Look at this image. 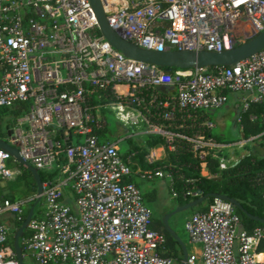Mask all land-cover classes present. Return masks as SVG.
<instances>
[{
  "label": "built area",
  "instance_id": "2783aa9c",
  "mask_svg": "<svg viewBox=\"0 0 264 264\" xmlns=\"http://www.w3.org/2000/svg\"><path fill=\"white\" fill-rule=\"evenodd\" d=\"M101 2L110 28L147 50L221 52L243 43L248 33L264 31V0ZM226 92L248 94L237 105L242 112L252 103L264 109V49L213 73L165 69L114 49L100 33L89 0H0V107L29 103L0 139L36 170H54L63 155L68 171L62 182L43 183L45 210L31 218L29 234L21 238L23 260L29 255L31 264H174L160 254L166 239L152 228V212L128 180L132 170L118 141L99 140L96 131L107 125L102 109L114 112L123 126L163 138L167 155L191 153L200 172L208 170L212 152L222 153L224 169L234 162L223 156L232 145L207 136L215 126L204 113L224 106ZM257 137L240 141L247 145ZM11 160L17 162L0 149V182L14 178ZM142 177L172 182L161 168ZM68 183L72 207L63 200ZM24 205L0 200V264H20L9 219L21 224ZM234 208L214 198L205 212L186 220L189 242L200 250L199 256L187 255L186 264H264L256 252L264 223L239 230Z\"/></svg>",
  "mask_w": 264,
  "mask_h": 264
},
{
  "label": "trees",
  "instance_id": "16d2710c",
  "mask_svg": "<svg viewBox=\"0 0 264 264\" xmlns=\"http://www.w3.org/2000/svg\"><path fill=\"white\" fill-rule=\"evenodd\" d=\"M216 70L217 67L207 68V71L210 73H213ZM28 109L29 103H16L10 107H0V138H2V136H7V131L11 127V125L17 122L18 119L22 118L28 112ZM110 111V109H102V114L106 118V120L107 114ZM263 114V107L261 105L253 103L245 112L238 110V116L240 117L241 122L237 126L240 128V132L239 138H237L236 140H232L230 138H226L225 136L217 134L213 131L214 128L206 132L207 136L214 138L215 141L220 144H231L240 141L241 138L247 139L249 137L258 136L253 140L252 143H256L263 150V154L260 155L251 148L250 143L244 145L243 148L248 149V153L244 154L236 162L228 164L224 169H221L219 165V156H221L222 153L212 152L207 157V167L210 177H204L201 175L199 161L197 160V158L193 157L191 153L186 152L185 150H182V152L177 154H169L166 160L163 161H155L152 163L146 162L145 156L148 154V149L154 145L164 142V139L159 136L144 135L141 142H134V138L131 137L129 139H126L128 140V143L130 145L129 150L124 154H121L119 150L118 152L124 161H126L128 156L133 154V160H136L143 170H154L155 168H161L164 173H171L172 182L167 180L165 177L158 179H164L171 183V193L174 195L176 207L184 206L185 204L196 200L201 195L206 194H218L221 196H225L230 200L238 202L242 208L238 209L235 207L234 213L240 220L239 230L245 229L251 231L255 227L260 226L264 223L262 222L264 221ZM251 115H257V119L252 120L250 118ZM96 133L99 136V140L101 142L107 140V135L112 133L109 129L108 120L105 128L97 130ZM115 135V137H117L118 139L121 136L117 134ZM223 153V156L228 157L229 153L226 150H224ZM235 153L237 154L238 152L236 151ZM214 154H217L218 156H215ZM168 164L172 165L173 167L167 168L166 166ZM64 165V157L63 155H60L54 170L36 171L39 174L42 183H59L68 177V171H64L63 169ZM8 167L14 170V178L11 179L12 181L8 180L0 182V200L9 199L11 201L25 202V205L23 206L24 222L30 208L36 202L35 196L37 193V185L35 182V178L31 171L23 167L18 162L11 160L8 163ZM132 177L133 176L131 175L128 180L133 182L138 187ZM18 186H24V188L22 189L20 187L19 190L13 189L14 187L17 188ZM62 191L63 200L66 201V198L68 196L67 192L70 191L72 194L71 186L69 185V183L67 186L63 187ZM190 192L195 193V195L189 194ZM213 199L214 198H208L202 203L188 210H190L192 214L197 212H205ZM41 202L42 199L38 204H40ZM38 204L35 205L32 218L41 217L43 214V211L36 212V207ZM248 215L256 217L258 218V220L253 219ZM9 223H11L12 225L11 243L13 244V235L15 233V228H19L22 223L14 224L15 222L13 223L12 218L9 219ZM152 228L160 232L166 239L165 246L160 250V254L162 256L175 259L176 264H181L183 259V249L181 243L165 229L163 221H159L153 214ZM28 234L29 231L25 230L23 236L25 237ZM261 242L262 243L260 248H264V240H262Z\"/></svg>",
  "mask_w": 264,
  "mask_h": 264
},
{
  "label": "water",
  "instance_id": "95a60500",
  "mask_svg": "<svg viewBox=\"0 0 264 264\" xmlns=\"http://www.w3.org/2000/svg\"><path fill=\"white\" fill-rule=\"evenodd\" d=\"M89 2L96 16L100 33L104 36V38L114 49L118 50L125 57L155 65L160 68L192 69L209 67H229L264 49V31L259 34H251L245 42L235 46L234 48H231L229 50H223L221 52H210L205 50L153 51L143 49L135 45L134 43L122 39L112 28H110L107 22L106 12L103 8L101 0H89ZM0 149H3L4 151L8 152L14 160H16L23 167L27 168L29 171H31L37 185V193L35 196L36 202L30 208L25 221L15 232L13 239V249L15 252L16 259L20 264H23V250L20 245V239L22 238L24 231L27 229V226L32 218L35 205L40 202L43 196V183L36 169L30 166L21 157L19 151L16 148L11 147L4 140L0 139ZM253 150L260 155L263 154L261 148L254 147ZM208 198L224 199L230 201L234 205V207L238 209L242 208L238 202L230 200L225 196H221L218 194H206L201 195L196 200L185 204L184 206L177 207L174 210V213L188 210L194 206H197ZM172 213L173 212L166 214L165 218L163 219V224L165 226V229L181 243L177 235L168 226V220ZM248 216L258 220V218L256 217H253L251 215ZM186 259L187 254L185 253L181 264H186Z\"/></svg>",
  "mask_w": 264,
  "mask_h": 264
},
{
  "label": "rangeland",
  "instance_id": "374dc122",
  "mask_svg": "<svg viewBox=\"0 0 264 264\" xmlns=\"http://www.w3.org/2000/svg\"><path fill=\"white\" fill-rule=\"evenodd\" d=\"M250 33L247 34L246 38L250 37ZM231 96V95H230ZM227 103L215 110H207L205 111V113H208L212 119V121H217L220 123V125L217 127L218 132L222 135H224L226 138H230L232 140H236L237 138H239V134H238V130H234L233 129V125H232V119L233 116L230 112H225L227 110ZM107 120L109 122V129L112 132L111 134L107 135L106 139L111 141V142H117L118 138L115 137L117 135H121L120 138V142H118V150L121 154L126 153L129 148L130 145L128 143V140H126L125 138L128 135H131L133 133H135L136 131L140 130L138 128L135 127H130L127 125H124L118 120V118L116 117L114 112H109L107 114ZM216 129V128H215ZM214 132H216L214 130ZM134 138V142H138V140H136V137ZM2 139H6V137L2 136ZM83 140V138L81 139V141ZM74 142H76V138L74 139ZM233 148L230 149H226V151L229 153L228 156V160H234L237 161L240 157H242L246 152H248V150L244 147V145L241 144V141L239 142H234L231 143ZM242 146V147H241ZM234 149V150H233ZM238 152L234 157H232V155H230L232 152ZM165 157L167 156H163L162 160L165 159ZM155 159V156H154ZM155 160H161V159H155ZM12 181V180H10ZM168 181L164 180V179H158V178H154L152 181H146L145 183H141L140 184V188H141V193H143L144 195L149 194L150 192H152L153 190H156L157 193V199L155 202H152L149 200L148 197H146V205L153 211V215L159 220V221H163V219L165 218L166 214H164L165 212L171 213L169 211H172V215L170 216L169 220H168V226L169 228L173 231H177L178 233H180V237L182 238V240L184 241V243H187V235H185V221L186 219L192 215L190 210H185V211H181L178 213H174V210L177 208L176 207V201L174 200V198H172L171 193L169 192V186H168ZM12 187V186H10ZM20 187L23 189L24 186H18L17 188L14 187L13 189L15 190H19ZM68 197L66 199V203L67 205L71 206L73 205V197L71 192H67ZM42 202L40 204L37 205L36 207V212L38 211H44L45 210V202L43 197L41 198ZM167 213V214H168ZM184 228V230H183ZM187 234V233H186ZM189 240V239H188ZM23 264H31V258L29 257V255L25 256L24 260H23Z\"/></svg>",
  "mask_w": 264,
  "mask_h": 264
},
{
  "label": "crops",
  "instance_id": "0c3cea01",
  "mask_svg": "<svg viewBox=\"0 0 264 264\" xmlns=\"http://www.w3.org/2000/svg\"><path fill=\"white\" fill-rule=\"evenodd\" d=\"M231 95V96H230ZM242 97H248V94H245V93H236V92H229V93H227V110L225 111L226 113L227 112H230L231 114H232V116H233V119H232V125H233V129L234 130H238V134H239V132H240V128L239 127H237L238 126V123L236 122L237 121V114H238V108H237V105H239V103H240V101H241V99H242ZM204 116L207 118V119H209V120H211L212 121V119H211V117H210V115L208 114V113H204ZM213 122V124H214V130L216 131V133L217 134H219V135H222V134H220L219 132H218V129L219 128H217L219 125H220V123L219 122H217V121H212ZM216 128V129H215ZM213 130V131H214ZM143 134L140 132V131H136L135 133H133L132 134V137H138V138H136L137 140H138V142H141V140H142V138H143ZM222 136H224V135H222ZM242 139V138H241ZM120 140H121V138L120 139H118V142H120ZM240 142V141H239ZM253 142V141H252ZM250 143V146H251V148L253 149L254 147H258V148H260L256 143ZM233 148V147H232ZM165 149H164V147H163V143H161V144H157V145H154V146H152V147H150L149 149H148V154L145 156V161L146 162H155V161H163V160H166V158L167 157H165V159H163L162 160V157L163 156H168L167 154H166V151H164ZM234 150V149H233ZM246 150V149H245ZM248 150V149H247ZM263 151V150H262ZM234 154V156L236 155L235 154V152H233ZM246 153H248V152H246ZM245 153V154H246ZM132 155L133 154H131L130 156H128L127 157V161H128V163H129V165H130V167H131V170H132V178H133V180H134V182L138 185V188L140 189V191H141V188H140V184L141 183H145L146 181H152V180H146V178H143L142 177V173H143V171H145V170H149V169H145V170H143V169H141V167H140V165L138 164V162L136 161V160H133V158H132ZM154 156H155V159H161V160H155L154 159ZM233 156V157H234ZM208 170H202L201 171V175L202 176H204V177H210V176H207L208 175V173H209V171L207 172ZM210 175V174H209ZM216 176V175H215ZM168 186H169V192L171 193L172 192V190H171V183L170 182H168ZM142 195H143V199H144V203H145V205H146V200L145 199H147L146 197H148L149 198V200L150 201H152V202H155L156 201V199H157V193H156V190H153L152 192H150L149 194H147V195H144L143 193H142ZM171 196H172V198H174V195L171 193ZM68 197V196H67ZM67 199V198H66ZM148 200V199H147ZM73 206V205H72ZM147 206V205H146ZM148 207V206H147ZM149 208V207H148ZM150 209V208H149ZM151 210V209H150ZM151 212H152V214H153V211L151 210ZM169 212H171V211H169ZM168 212H165L164 214H167ZM190 217V216H189ZM188 217V218H189ZM187 218V219H188ZM186 219V220H187ZM186 222V221H185ZM183 230H184V228H183ZM157 231V230H156ZM173 232L177 235V237L180 239V241H181V243L183 244V246H182V244H181V246H182V249H183V256H184V254L186 253L187 255H191V254H193V255H196V256H199V254H200V250H199V247L198 246H195V245H193V244H191L190 242H189V240H188V236H186L187 237V243L185 244L184 243V241L182 240V238L180 237V233H178L177 231H174L173 230ZM15 234V233H14ZM185 235H187L186 234V231H185ZM13 239H14V235H13ZM21 240V239H20ZM261 243L262 242H260V244L258 245V247L256 248V252H257V255H258V257L260 258V259H263L264 260V248H260L261 247ZM174 260V264H176V260L175 259H173ZM183 260V259H182Z\"/></svg>",
  "mask_w": 264,
  "mask_h": 264
},
{
  "label": "flooded vegetation",
  "instance_id": "af4514ba",
  "mask_svg": "<svg viewBox=\"0 0 264 264\" xmlns=\"http://www.w3.org/2000/svg\"><path fill=\"white\" fill-rule=\"evenodd\" d=\"M245 41H246V40H245ZM245 41H244V42H245Z\"/></svg>",
  "mask_w": 264,
  "mask_h": 264
}]
</instances>
